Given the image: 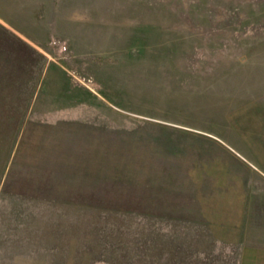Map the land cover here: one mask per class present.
<instances>
[{"label": "rangeland", "instance_id": "374dc122", "mask_svg": "<svg viewBox=\"0 0 264 264\" xmlns=\"http://www.w3.org/2000/svg\"><path fill=\"white\" fill-rule=\"evenodd\" d=\"M96 5L79 41L42 43L80 83V146L53 185L1 178L0 264H238L234 158L241 135L264 141V0ZM1 45L3 99L7 67L31 60Z\"/></svg>", "mask_w": 264, "mask_h": 264}, {"label": "crops", "instance_id": "0c3cea01", "mask_svg": "<svg viewBox=\"0 0 264 264\" xmlns=\"http://www.w3.org/2000/svg\"><path fill=\"white\" fill-rule=\"evenodd\" d=\"M92 1L95 8L97 0H0V25L10 31L5 40L0 37V45L7 44L9 57L31 60L7 67L6 72L15 76L9 81L17 83L9 82L7 97L0 98V108L7 114H0V181L53 185L48 179L64 178L67 165L71 169L80 146L81 86L42 43L79 41V26L91 23ZM35 57L45 58L46 64L35 65ZM23 73L33 79L25 89L20 84ZM238 109L243 110L237 108L236 113ZM241 136L234 158L233 225L242 238L238 264H264V161L256 157L264 153V141L261 134Z\"/></svg>", "mask_w": 264, "mask_h": 264}]
</instances>
